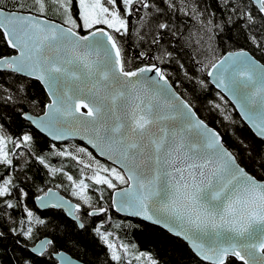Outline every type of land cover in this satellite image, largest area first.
<instances>
[{
	"label": "snow or ice",
	"instance_id": "6c2138e0",
	"mask_svg": "<svg viewBox=\"0 0 264 264\" xmlns=\"http://www.w3.org/2000/svg\"><path fill=\"white\" fill-rule=\"evenodd\" d=\"M34 4L39 15L6 14L0 3V34L9 48L19 51V57L0 56V70L32 77L47 89L52 99L42 122L55 133L53 139L66 138L65 131L76 123L90 128L88 143L99 148L101 155L115 157L126 175L101 165L86 147H78L77 155L63 151L58 155L71 156L83 166L82 171L95 165L90 179L96 184L114 188L113 179L129 184L120 194L118 210L143 222L163 223L177 236L183 235L207 264H231L230 258L240 264H264V180H257L238 163L219 133L197 119L189 104L175 103L179 98L171 93L159 67L152 64L126 70L115 38L99 27L127 31L128 21L122 13L131 15L134 0H34ZM249 4L251 9L247 13L241 9L239 15L254 22L252 9L264 15V0H249ZM53 6L67 27L40 18ZM78 28L94 30L81 35L74 30ZM251 39L264 50V41L257 42L255 36ZM212 68L217 70L220 85L227 78L240 93L248 112L259 111V123L249 119L264 137V65L240 51L229 53ZM81 116L90 119L81 121ZM23 140L30 142L32 137L25 135ZM7 142L0 127V164L12 165ZM19 147L13 142V148ZM40 163L44 164L42 157ZM67 178L79 189L74 194L88 204L84 179L77 184L72 176ZM0 181V197L16 187L11 176L0 174ZM27 216L31 219L32 212L27 211ZM31 233L28 228L21 234L31 238ZM102 238L112 250V259L119 261L117 246L106 236ZM149 261L155 264L151 258Z\"/></svg>",
	"mask_w": 264,
	"mask_h": 264
},
{
	"label": "trees",
	"instance_id": "16d2710c",
	"mask_svg": "<svg viewBox=\"0 0 264 264\" xmlns=\"http://www.w3.org/2000/svg\"><path fill=\"white\" fill-rule=\"evenodd\" d=\"M0 3L7 10L38 14L34 0H0ZM143 3L150 6L144 8ZM132 8L131 15L122 13V18L128 21L127 31L117 33L108 29L121 49L126 70L150 62L159 63L176 91L202 120L220 134L223 143L234 153L238 162L253 176L264 180V167H261L264 139L252 133L232 104L205 77L209 67L232 50L245 49L264 64V50L258 48L251 39L255 36L257 42L264 41V15L252 9L254 22L241 17L239 10L243 9L247 13L251 9L249 0H134ZM43 15L63 23V16L54 10V6ZM161 24L166 27L161 28ZM74 30L79 33L88 31L82 28ZM12 53L0 34V56ZM47 101L38 81L0 70V127L8 140L7 148H13L12 142L26 127L27 135L32 137L30 142H25L22 137L21 146L26 149V160L22 163L20 159L14 160L21 164L16 166L18 171L12 175L13 184L18 183L16 189H20L22 184L28 197L43 193L48 188L58 189L80 205L77 214L84 227L79 228L61 210L50 209V214L44 211L48 224L45 223L37 238L36 234L27 238L32 240L47 236L52 243L48 244L46 252L36 256L23 246L24 239L16 232L20 227L19 222L16 230L14 217L5 220L1 214L0 233L3 235L0 236V264H25L26 260H31L32 264H56L52 254L59 250L84 264H150L149 258L155 264H207L198 259L186 243L162 228L115 213L110 204L111 191L125 184L115 179L114 188L96 184L90 179L95 165L93 169L82 171L83 166L71 156L58 155L62 151L77 155L78 147H86L83 143L76 140L52 142L24 121L21 116L23 113L40 114ZM88 151L92 152L90 149ZM92 154L104 167L115 168ZM79 155L88 162L86 156ZM41 157L44 164L40 163ZM45 164L48 166L45 167ZM69 175L77 184L84 179L88 185L85 191L90 198L88 204L74 194L79 189L68 180ZM13 189V196H17L19 192ZM4 197H0V205ZM90 210H100L93 218L100 220L98 228L92 231L89 219L83 214ZM3 212L0 208V213ZM10 220H13L12 226ZM10 228L15 229V232H10ZM102 236L117 246L116 251L121 257L119 261L112 259V250ZM230 260L231 264H240L234 258Z\"/></svg>",
	"mask_w": 264,
	"mask_h": 264
},
{
	"label": "water",
	"instance_id": "95a60500",
	"mask_svg": "<svg viewBox=\"0 0 264 264\" xmlns=\"http://www.w3.org/2000/svg\"><path fill=\"white\" fill-rule=\"evenodd\" d=\"M5 13L7 14L8 12H17L19 14L22 15H28V14H32V15H39V14H35L29 11H19V10H7L4 9ZM40 18L42 20H48L52 23H55L57 25H61L64 27H67V25H64L62 22L53 19V18H49L46 17L44 15L40 16ZM99 27H104V26H99ZM105 29L109 32V30L105 27ZM94 30V29H92ZM92 30H88V31H92ZM76 31V30H75ZM88 31L84 32V33H80L81 35H86L88 34ZM110 33V32H109ZM111 34V33H110ZM112 35V34H111ZM8 46V45H7ZM118 46V45H117ZM11 49V48H10ZM13 51L12 54L10 55H6V56H17L19 57V51L15 50V49H11ZM240 51H244L247 52L248 56L256 61L259 65H264L262 64L260 61H258L253 55H251L247 50L245 49H238V50H232L229 52H226L225 54H223L221 57H219L214 63L218 64L220 60H223L229 53H238ZM213 63V64H214ZM152 64H155L157 67H159L161 70V66L159 65V63L157 62H150V63H146L140 67H146V66H151ZM136 69V68H135ZM133 69V70H135ZM163 72V70H162ZM212 72L213 74L210 76L208 73ZM164 73V72H163ZM21 76H24L26 78H30V79H34L32 77H28L26 75L23 74H18ZM146 75L151 76L153 75L152 73H147ZM166 77V75H165ZM206 79L210 82V84L217 90L219 91L234 107L235 111L237 112V114L239 115V117L242 119V121L247 125V127L252 131V133L260 138V139H264V137H261L259 135V129L257 127H254L252 120L249 119V117H252L253 119L256 120L257 123L260 122V113L257 110L256 112H248L247 109L243 106L244 105V100L241 97L240 93L234 89L228 82L227 78H225V84L224 85H220L219 84V79L218 77V73L217 70L212 68V65L209 67L206 75H205ZM158 80V78H156ZM168 85H170V91L172 94H174V97H178V100H175V103H180L181 101H183L184 103L189 104L177 91L176 89L173 87V85L170 83V81L168 80V78L166 77ZM36 80V79H34ZM38 81V80H36ZM39 84L41 85V87L43 88L48 101L45 103L44 105V110L42 113L40 114H32L30 112H25L22 114V118L27 121L30 126H32L35 130H37L39 133H41L43 136H45L47 139H49L52 142H56V143H61V142H65L67 140H76L79 141L81 143H83L88 149H90L99 159L106 161L107 163H109L110 165L114 166L115 168H117L118 170H120L122 172V174H125L123 172V169L121 167V165L119 163L116 162L115 157H113L112 159H109L107 155H101L100 154V149L99 148H93L91 144L88 143V140L90 138V128L86 129L83 125L76 123L74 126H72L69 130L65 131V136L66 138H62V139H53V134L55 133H50L49 130L46 129L45 127V123L46 122H42L44 121V116H45V112L47 111L46 105L49 104L51 102L52 97L49 96L47 89L41 84L40 81H38ZM160 85L164 84V81H159ZM219 85V86H218ZM227 85V86H225ZM257 86H259V80L257 79ZM81 87H83V85H81ZM89 87H91V85H89ZM83 98V97H82ZM85 102H88L87 99H85ZM189 106L192 109V112L195 113V117L199 120H202L198 114L195 112V110L193 109V107L189 104ZM82 113H86L87 109L85 108H81L80 110ZM77 116H79V114H77ZM30 117V118H29ZM90 118H87L86 116H81L80 120L81 121H85L88 120ZM204 121V120H202ZM205 124H207L204 121ZM208 125V124H207ZM208 127L212 130H214L215 132H217L213 127H211L210 125H208ZM218 133V132H217ZM220 135V134H219ZM221 137V136H220ZM222 141V138H221ZM223 143V141H222ZM224 144V143H223ZM224 146L231 151L225 144ZM238 161V160H237ZM239 163V162H238ZM242 166V165H241ZM243 167V166H242ZM247 171V170H246ZM250 173V172H249ZM255 177V176H254ZM256 178V177H255ZM257 180H260L258 178H256ZM129 184H125L121 187H116L111 191V196H110V203H111V207L113 209V211L115 213H117L120 216L123 217H127V218H135L138 219L140 221H142V219L140 217H134V216H129L127 214L126 211L124 210H118L120 208L119 205V201H120V194L127 188H129ZM38 197H43V200H39L37 199ZM35 204L37 205V207L39 209L42 210H46V209H56V210H61L66 217H68L69 219L73 220L76 222L77 226L79 228L80 225L82 224V222L78 219L77 215H76V206L79 205L76 202L72 201L71 199H69L68 197L64 196L58 189L55 188H48L44 193L38 195L35 197L34 199ZM79 210H80V205H79ZM91 213L94 214H99L100 210H93ZM150 223V222H148ZM156 225L160 228H162L163 230H165L166 232H168L169 234L178 237L179 239H181L184 243H186V245L189 247V249L192 251V253L198 258L200 259L192 250L191 247V241L190 240H186L184 238L183 235L181 236H177L175 234V231H169L168 227H165V225L163 223L161 224H153ZM170 227H174V226H170ZM176 231H178L179 229L176 228ZM47 241H50V238L45 236L42 238H39L38 240L35 241V243L31 246L30 250L39 255L41 252H45L47 245L49 243H47ZM33 249H36V251H33ZM53 258L56 260V264H84L82 261H80L77 258H74L73 256H71L69 253L63 251V250H59L57 252L53 253ZM201 260V259H200ZM202 261V260H201ZM204 262V261H203ZM207 263V262H206Z\"/></svg>",
	"mask_w": 264,
	"mask_h": 264
},
{
	"label": "flooded vegetation",
	"instance_id": "af4514ba",
	"mask_svg": "<svg viewBox=\"0 0 264 264\" xmlns=\"http://www.w3.org/2000/svg\"><path fill=\"white\" fill-rule=\"evenodd\" d=\"M77 23H80V21H77ZM25 122H27V121H25ZM26 130H27V127L24 128L23 130H21V132L19 134H17L18 136L16 137V140L14 141L15 143L20 144V147L19 148H8V150H9V158L12 159V165L0 164L1 165L0 167H2V169H0V174H5V178H7L8 176L13 177L14 174L18 171L16 166L20 165L22 162H24L26 160V158H25L26 149L21 146L22 137L27 135ZM19 159H20L21 163L20 162L17 163V161L14 162V160H19ZM0 183H2V181H0ZM14 185L17 186L18 183L17 184L15 183ZM20 186H21L20 189H22V184ZM11 191H12V187H10L9 194L6 197L3 198V201H2L3 203H2V205H0L1 206L0 208H2L4 212L0 213V215L2 214V218L5 219V220L12 219L11 217H14L13 220H15V222H16L14 228L16 230H17V228H16L17 224L19 222L20 227H19V230L16 231V232H18L21 235L22 239H24V243L25 244L23 246L30 253H32V254H34L36 256H39L41 254L37 255V254L33 253L30 250V248L35 243V241L38 240V239H35V238H37L38 234L41 233L40 231H41V229H43L45 223L48 224V222H49V220L47 218H45L44 211H46L47 214H50L49 210L51 208L46 209V210H42V209H39L37 207V205L35 204V202H34L35 197L40 195V194H42V193H40L38 195L34 194V195H32V197H28L27 195L26 196L21 195V193L18 191V189H16V187L13 189V191L19 192V194L17 196L16 195L13 196V193ZM23 192L26 193L25 190H23ZM0 200H2V199H0ZM8 203H12L13 207L12 208H8L7 207ZM25 209H27V211H31L32 212L33 216H32L31 219H29V217L27 216V211H25ZM79 211L76 212L77 217H78L77 213ZM92 211L93 210H90L88 212L86 211V212L83 213L85 215V217H87V219H89L88 222L92 226V227H90L91 231L92 230H96L98 228L97 225L100 222L99 219H93L97 214H90ZM47 214H46V216H48ZM78 219H79V217H78ZM13 220L9 221V224L11 226H12V221ZM37 221H42V223H38ZM50 221H51V218H50ZM28 228L32 229V233L31 234H36V237L33 238L32 240H30V239L28 240L27 236L21 234V233L25 232ZM10 229H9V231H10ZM33 230H34V232H33ZM47 248H48V245H47ZM47 248H46L45 252L47 251ZM26 261H28V260H26ZM30 262H31V260H30ZM31 264H32V262H31Z\"/></svg>",
	"mask_w": 264,
	"mask_h": 264
},
{
	"label": "rangeland",
	"instance_id": "374dc122",
	"mask_svg": "<svg viewBox=\"0 0 264 264\" xmlns=\"http://www.w3.org/2000/svg\"><path fill=\"white\" fill-rule=\"evenodd\" d=\"M81 23V22H80ZM78 204V203H77ZM77 212V211H76ZM75 222V221H74ZM76 223V222H75Z\"/></svg>",
	"mask_w": 264,
	"mask_h": 264
},
{
	"label": "bare ground",
	"instance_id": "6f19581e",
	"mask_svg": "<svg viewBox=\"0 0 264 264\" xmlns=\"http://www.w3.org/2000/svg\"><path fill=\"white\" fill-rule=\"evenodd\" d=\"M111 204V203H110ZM53 255V254H52Z\"/></svg>",
	"mask_w": 264,
	"mask_h": 264
}]
</instances>
